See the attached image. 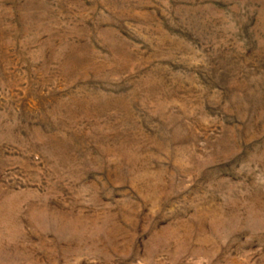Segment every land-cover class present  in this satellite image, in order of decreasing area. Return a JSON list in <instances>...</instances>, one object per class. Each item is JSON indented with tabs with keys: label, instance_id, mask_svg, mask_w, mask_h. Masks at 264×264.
<instances>
[{
	"label": "rangeland",
	"instance_id": "rangeland-1",
	"mask_svg": "<svg viewBox=\"0 0 264 264\" xmlns=\"http://www.w3.org/2000/svg\"><path fill=\"white\" fill-rule=\"evenodd\" d=\"M0 264H264V0H0Z\"/></svg>",
	"mask_w": 264,
	"mask_h": 264
}]
</instances>
